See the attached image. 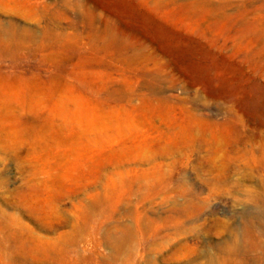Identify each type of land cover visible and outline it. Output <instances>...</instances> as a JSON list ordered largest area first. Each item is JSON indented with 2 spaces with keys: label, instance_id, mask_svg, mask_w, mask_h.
Segmentation results:
<instances>
[{
  "label": "rangeland",
  "instance_id": "374dc122",
  "mask_svg": "<svg viewBox=\"0 0 264 264\" xmlns=\"http://www.w3.org/2000/svg\"><path fill=\"white\" fill-rule=\"evenodd\" d=\"M17 1L0 7L2 222L97 243L101 264H219L260 232L264 0Z\"/></svg>",
  "mask_w": 264,
  "mask_h": 264
},
{
  "label": "bare ground",
  "instance_id": "6f19581e",
  "mask_svg": "<svg viewBox=\"0 0 264 264\" xmlns=\"http://www.w3.org/2000/svg\"><path fill=\"white\" fill-rule=\"evenodd\" d=\"M29 2V1H28ZM0 7H3L6 12L8 11V13H14L15 11H17L18 9L23 8L20 5V2H18L17 0H0ZM30 9V8H29ZM2 11V10H0ZM5 12V13H6ZM21 12V11H20ZM26 12V11H25ZM9 13V15H10ZM23 14L25 16V13L23 11ZM12 15V14H11ZM30 16V15H29ZM26 17V16H25ZM29 19V17H27ZM1 24V23H0ZM74 25V24H73ZM3 26V23H2ZM16 28V27H15ZM94 28V27H93ZM2 29V28H1ZM5 29V28H4ZM9 29V28H8ZM92 29V26H91ZM29 30V29H26ZM104 30V29H102ZM4 31V30H1ZM14 31V30H13ZM11 31V32H13ZM23 31V30H22ZM32 31V30H31ZM46 31V30H45ZM24 32V31H23ZM26 32V31H25ZM3 33V32H2ZM48 33V32H46ZM50 33V32H49ZM23 34V33H22ZM2 35V34H0ZM5 35V34H4ZM26 36V35H25ZM23 36V37H25ZM50 36V35H49ZM57 36V35H56ZM12 37V36H11ZM4 38V37H3ZM7 39V38H6ZM21 39V38H20ZM18 39V41L20 40ZM28 39V38H27ZM26 39V40H27ZM54 39V38H53ZM11 40V39H10ZM10 40H4L1 38L0 36V46L3 47H9L10 45L12 46V43ZM15 42L16 39L14 38ZM22 40V39H21ZM25 40V39H24ZM23 41V40H22ZM40 41V39H39ZM55 41V40H54ZM14 42V43H15ZM24 42V41H23ZM58 42V41H57ZM30 43V42H29ZM49 43V42H48ZM16 44V43H15ZM39 44V42H38ZM17 45V44H16ZM22 46V45H21ZM26 46V45H25ZM41 46V45H40ZM2 47V48H3ZM1 48V49H2ZM13 49V47H12ZM44 50V47H43ZM1 51V50H0ZM10 51V50H9ZM4 52V49H3ZM45 52V51H43ZM11 53V52H10ZM4 54V53H3ZM7 54V53H6ZM40 54V53H39ZM8 55V54H7ZM14 55V54H13ZM6 57V56H5ZM4 57V58H5ZM15 57V56H14ZM9 58V57H8ZM12 58V57H11ZM1 59V58H0ZM162 101V99H159V101ZM198 105V104H197ZM199 106V105H198ZM184 107V106H183ZM199 109V108H198ZM254 109V108H253ZM192 113V112H191ZM195 117V116H194ZM197 118V117H196ZM202 118V117H201ZM199 119V118H198ZM230 119V118H229ZM228 119V120H229ZM232 119V118H231ZM208 120V119H205ZM203 121V118H202ZM212 122V121H211ZM214 123V122H213ZM225 123V122H223ZM222 124V123H221ZM206 126V125H205ZM213 127V126H212ZM210 129V128H209ZM215 132V131H214ZM206 134V133H205ZM202 136V135H201ZM218 138V137H217ZM217 144V143H216ZM233 149V148H232ZM214 153V152H213ZM214 155V154H213ZM238 157V156H237ZM233 170V169H232ZM257 195V194H256ZM255 197V196H254ZM257 198V197H256ZM264 209V208H263ZM264 210H261L260 213L257 215V225L260 228V232L259 230H257L258 234H256V231L252 225V223H250L248 221V225L246 226L245 230L243 229L244 233L242 234V238L238 240L234 241V245L232 247L233 250L230 249V252H226L228 254H230L232 256V254H235L237 256H240V261H231L229 259V255L225 256L223 258V261H221V263L219 264H248L249 259H247L248 253L253 251V250H260V258H258V260L255 258L254 261L257 264H264ZM197 213V212H196ZM246 213V212H245ZM249 213V212H248ZM185 214V213H184ZM1 215V214H0ZM3 216V215H2ZM246 219L249 218L247 215ZM5 217V216H3ZM138 218V217H137ZM137 218L135 220H137ZM1 219V218H0ZM2 220V219H1ZM0 220V232L2 233V231L6 233V235H3V237H0V257H3L4 259L7 260L8 264H82V261L85 260L84 262L86 263V257L89 256L90 261L88 259L89 264H101V260L98 257H102V256H96L97 255V249L95 251V244L94 246H92L88 251L87 249V256L84 255V253L86 252L85 247L82 249H79L77 247V241L75 238L68 236H64V235H58L56 237H54V239H43L40 238L38 236H36L33 232L28 230H25V227H22L20 223H18L20 225V227L18 228H12L9 227L8 225H6L4 222H2ZM5 220V219H4ZM97 220V219H96ZM139 220V218H138ZM248 220V219H247ZM89 221V220H87ZM91 221V220H90ZM92 222V221H91ZM100 222V221H99ZM8 223V222H7ZM85 223V222H84ZM88 223V222H87ZM95 223V222H93ZM136 223V222H135ZM92 224V223H90ZM141 224V223H140ZM96 225V223H95ZM99 225V224H98ZM137 225V224H136ZM145 225V224H144ZM15 226V225H12ZM86 227V224L84 225ZM138 226V225H137ZM83 226H81L82 228ZM89 227V226H88ZM98 227V226H97ZM103 227V226H102ZM141 227V226H138ZM88 229V230H87ZM95 229V228H94ZM81 230V229H80ZM79 229L76 230L78 231V233H80ZM86 232H87V236L88 233H90L89 228L86 227ZM84 230V231H85ZM140 230V229H139ZM75 232V230H72ZM83 231V230H82ZM81 231V232H82ZM95 231V230H92ZM85 232V235H86ZM24 233V234H23ZM77 233V234H78ZM92 233V232H91ZM90 233V234H91ZM95 233V232H93ZM96 234V233H95ZM80 235V234H79ZM78 235V236H79ZM84 235V237H85ZM93 235V234H91ZM73 236V235H72ZM76 236V233L75 235ZM76 236V237H78ZM94 236V235H93ZM96 236V235H95ZM89 237V236H88ZM87 237V238H88ZM91 237V236H90ZM89 237V238H90ZM79 238V237H78ZM81 238V237H80ZM247 238V239H246ZM86 239V238H85ZM91 239V238H90ZM95 239V238H94ZM82 240L81 242H83L84 239H80ZM89 240V239H88ZM87 240V241H88ZM94 242V240H93ZM80 243V241L78 242ZM89 243H92L89 241ZM88 244V243H87ZM79 245V244H78ZM180 245V244H179ZM100 246V245H99ZM98 246V247H99ZM179 247V246H178ZM230 247V246H229ZM228 247V248H229ZM87 248V247H86ZM182 248V247H181ZM184 249V247H183ZM190 250V249H189ZM160 251V250H159ZM228 251V250H226ZM183 252V251H182ZM96 253V255H95ZM225 253V254H226ZM254 253V252H253ZM99 254V253H98ZM224 254V255H225ZM100 255V254H99ZM175 256V255H174ZM230 256V258H231ZM257 256V255H256ZM104 258L103 260H105V258L107 259V257H102ZM109 258V257H108ZM112 258V257H111ZM212 259V258H211ZM100 260V261H99ZM109 260V259H108ZM107 261V260H105ZM212 259L211 264H216L218 261H215ZM253 261V262H254ZM6 262V261H5ZM113 262V261H112ZM84 263V264H85ZM114 263V262H113ZM87 264V263H86ZM105 264V263H103ZM106 264H110L106 262Z\"/></svg>",
  "mask_w": 264,
  "mask_h": 264
}]
</instances>
